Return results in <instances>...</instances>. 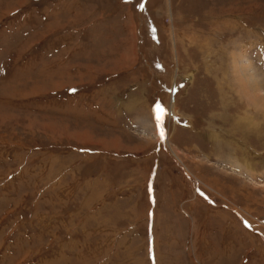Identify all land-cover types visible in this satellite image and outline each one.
Masks as SVG:
<instances>
[{
	"label": "rangeland",
	"instance_id": "rangeland-1",
	"mask_svg": "<svg viewBox=\"0 0 264 264\" xmlns=\"http://www.w3.org/2000/svg\"><path fill=\"white\" fill-rule=\"evenodd\" d=\"M239 51L264 0H0V264H264Z\"/></svg>",
	"mask_w": 264,
	"mask_h": 264
},
{
	"label": "bare ground",
	"instance_id": "bare-ground-1",
	"mask_svg": "<svg viewBox=\"0 0 264 264\" xmlns=\"http://www.w3.org/2000/svg\"><path fill=\"white\" fill-rule=\"evenodd\" d=\"M221 14H219L218 16L217 15H211V21H213L216 25L225 24L226 23L225 21H226V18H227L226 16L232 15L233 13H227V14H222V15ZM218 20H220V21L218 22ZM173 38H174L175 43H177L175 32H173ZM189 40H190L191 43H194V42H192L191 38H189ZM208 45H209L208 43H205L202 46L204 48L206 47V49H207ZM200 50L202 51L201 48H200ZM240 51L233 53V67H234L235 75L237 76V78L240 81L239 84L241 85V92H243L244 95L248 97V99L251 101V103L253 105H255L257 107L264 108V95L260 94V92L263 91L262 87H264V85H263L262 81H260V79H259L258 75L256 74V72L254 71V68H253L252 64L249 61L246 60L245 55L242 52L240 53ZM217 72H218V70H217ZM177 113L178 112L175 109V106L173 105L172 111L169 113V115H172V116L176 117ZM246 119L247 118L239 117L237 119V121L235 122V124L237 125V127L238 126L239 127H244L245 126L244 122H247ZM146 126H149V125H146ZM144 127H145V125H144ZM146 129H148L150 131L149 133L151 135L153 134L154 137H156V139H158V140L162 139L161 135L157 133L158 131L153 133L150 130L149 127H147ZM167 143L170 144V146H171L170 138L167 139ZM171 148H172V146H171ZM173 150H174V152L176 151L175 149H173Z\"/></svg>",
	"mask_w": 264,
	"mask_h": 264
}]
</instances>
